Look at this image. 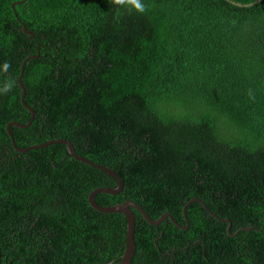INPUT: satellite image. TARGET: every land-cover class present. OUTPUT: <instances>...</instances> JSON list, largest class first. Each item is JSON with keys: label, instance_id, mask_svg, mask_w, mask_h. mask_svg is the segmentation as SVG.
<instances>
[{"label": "trees", "instance_id": "trees-1", "mask_svg": "<svg viewBox=\"0 0 264 264\" xmlns=\"http://www.w3.org/2000/svg\"><path fill=\"white\" fill-rule=\"evenodd\" d=\"M0 0V264H264V0ZM240 3L241 5H237ZM23 26L26 27L25 32ZM31 32V33H30ZM9 64L5 71L3 65ZM11 85L5 91L6 85Z\"/></svg>", "mask_w": 264, "mask_h": 264}, {"label": "water", "instance_id": "water-1", "mask_svg": "<svg viewBox=\"0 0 264 264\" xmlns=\"http://www.w3.org/2000/svg\"><path fill=\"white\" fill-rule=\"evenodd\" d=\"M258 1H260V0H254L251 3L244 4V5L253 4V3H256ZM236 4L237 5H241L240 3H236ZM22 28H23V30L25 32L29 33V31L26 30L25 26H23ZM37 55L38 54L28 56L27 58H25L23 60V62L21 63V66H20V73H19L18 82H17L19 87L22 89V92H21V103L26 109H28L30 111V119H29V121L26 124H22V123L17 122V121H9V122H7L6 131H7V133L10 136V140H11L12 146L18 152H25V151H27L29 149L43 147L45 145H48V144H51V143H54V142L63 143V144H65L67 146V150H68L69 154H71L75 159H77L79 161L86 162V163H88L90 165H93V166H95V167L107 172L112 177H114V179H115V181L117 183V185L115 187H109V186L96 187L93 190H91L90 193L88 194V202H89V204L93 208L97 209L98 211L105 212V213H122L125 216V219H126V234H125L124 251H123L120 259L114 264H130V262L132 260V257H133V254H134V250H135V242H134L135 216H134V213L132 211V207L135 208L141 214V216L148 223H150L151 225H158L162 220H165V219L168 218V219H170L172 221V223H174V225L184 229L188 225V218H187V215H186V206L192 201H199L202 204V206L205 208V210L207 212H209L212 216L216 217L219 220L227 221L228 222L227 231L230 230L231 222L229 221V219L220 218L217 215H215L213 212H211L206 207V205L203 203V201L198 199L197 197L190 198L182 207V214H183V217H184L185 222H186L185 225H181L179 222H177L173 218V216L171 214H169L167 212H165L162 215H160V217L157 218V219H152L147 214V212L139 204H137L135 201L130 200V199H126L125 201H123L121 203H115V204L109 205V206L99 205L94 200L95 195L97 193H99V192H105V193H110V194L119 193L121 191V189H122V186H123L121 179L119 178V176H117V174L114 172V170H112V169H110V168H108L106 166H103L101 164L95 163L92 160L77 154L75 152V150H74V147H73L72 143L70 141L66 140L65 138L51 139V140H48V141H46L44 143H41V144H34V145H30L28 147H23V148L18 147L15 144V141H14L13 136L11 134L10 125H15L17 127H26L32 122V120L34 118V110L28 104H26L24 102V100H23V97H24V94H25V90H24L23 85L21 83V76H22V72H23V67H24L25 61L29 57H36ZM107 264H113V263L109 262Z\"/></svg>", "mask_w": 264, "mask_h": 264}, {"label": "clouds", "instance_id": "clouds-1", "mask_svg": "<svg viewBox=\"0 0 264 264\" xmlns=\"http://www.w3.org/2000/svg\"><path fill=\"white\" fill-rule=\"evenodd\" d=\"M113 3L116 5H130L131 8L135 9L139 13H143L146 10L145 5L141 2V0H113ZM2 67L6 71L9 64L5 63ZM9 87H11L10 84L6 85L4 90L6 91Z\"/></svg>", "mask_w": 264, "mask_h": 264}]
</instances>
